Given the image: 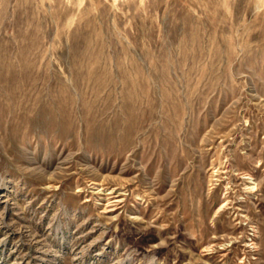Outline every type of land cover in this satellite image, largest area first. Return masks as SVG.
<instances>
[{
    "label": "rangeland",
    "instance_id": "374dc122",
    "mask_svg": "<svg viewBox=\"0 0 264 264\" xmlns=\"http://www.w3.org/2000/svg\"><path fill=\"white\" fill-rule=\"evenodd\" d=\"M0 264H264V0H0Z\"/></svg>",
    "mask_w": 264,
    "mask_h": 264
},
{
    "label": "bare ground",
    "instance_id": "6f19581e",
    "mask_svg": "<svg viewBox=\"0 0 264 264\" xmlns=\"http://www.w3.org/2000/svg\"><path fill=\"white\" fill-rule=\"evenodd\" d=\"M248 177H249V176H248ZM249 182H250V181H249ZM247 188H249V189H254V188H255L254 183H252V184H248ZM113 189H114V187L110 188V191H109V192H111V193L115 192ZM115 189H116V188H115ZM114 200H116V199H114ZM114 200L112 199V201H114ZM110 202H111V199H110ZM110 202H109V205H110ZM227 204H228L227 200L224 199L218 207H219V208H222V207H225ZM111 205H114V203H111ZM104 206H105V205H104ZM219 208H218V209H219ZM106 210H107V208H106ZM251 243H253V242H251Z\"/></svg>",
    "mask_w": 264,
    "mask_h": 264
}]
</instances>
